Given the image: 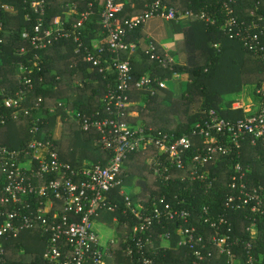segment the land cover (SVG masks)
Here are the masks:
<instances>
[{
	"label": "built area",
	"instance_id": "obj_1",
	"mask_svg": "<svg viewBox=\"0 0 264 264\" xmlns=\"http://www.w3.org/2000/svg\"><path fill=\"white\" fill-rule=\"evenodd\" d=\"M80 1L86 0L63 3L68 15L77 13L79 16L77 21L67 26L69 20L61 15L47 20L48 0H22L23 8L27 10L25 17L29 20L34 13L36 18L32 29L26 28L22 34L30 47L16 48L19 55H27L32 48L44 49L61 37L71 36L74 30L75 51L83 52L84 59L90 63L88 70L98 67L100 72L109 69L116 72V81L108 83L102 98L103 110L83 116L81 112L70 111L59 102V106L74 116L82 130L95 128L100 133L98 143L109 153V158L105 164L85 159L77 167L60 158L55 140L62 133V113L57 112L58 106L48 107L49 114H57V126L61 129L60 136H56L54 131L48 133L41 129L48 115L42 113L44 98L38 96L36 100H30V93L36 95L32 75L35 70L42 69L41 55L35 52L27 61H18V88L9 93L6 87L0 86L3 96L0 101V124L7 123L9 117H27L31 122L32 137L20 148L0 145V264H20L15 259V252H10V241L34 229L40 231L45 241L39 264H114L118 232L115 238L103 243L94 229V218L109 219L118 230L121 221L119 211L126 219L132 215L138 221L130 232L126 230L131 240L126 255L131 261L123 264H155L154 258L146 251L147 248L154 250L156 247L149 230L155 223L163 225L164 219L177 222L178 244L192 249L193 264H205L202 253L205 234L199 232L196 225L190 224L194 216L191 209L182 206L185 199L175 194L173 200H169L162 194L160 197L153 196L151 204L145 206L135 189L132 192L125 188L123 175L127 159L131 154L142 153L157 180L169 182L178 178L191 183L199 181L206 185V190H210L217 177L210 175L208 163H217L226 156L234 160L239 158L245 142L256 145L262 141L264 144V83L258 89L263 101L233 103L234 110L242 109L245 112L244 117L227 118L211 108L204 111L205 117L187 133L154 134L129 120L138 115L136 110L129 108L136 102L130 94L133 89L158 93L167 87L168 78L155 81L147 72L135 80L131 61L122 58L120 53L125 49L137 48V43L128 42L127 36L139 26L144 28L149 18L160 16L182 23L190 20L194 11L166 6L163 0H149L144 12L122 20L117 14L127 0H101L100 23L105 36L93 38L88 46L84 45L81 34L84 22L94 14V1H87L84 6ZM214 1L213 10L205 7L197 16L207 24L222 20L221 29L230 38L239 41L254 57L264 61V12H259L262 0L256 2L248 16L238 13L235 6L237 0ZM0 10L13 14L18 12V7L15 3L0 2ZM2 30L4 24L0 21V35ZM140 46L161 65L172 68L173 62L160 56L158 46L153 41ZM107 51L115 55L110 67L102 61V55ZM75 84L83 87L84 81L79 78ZM175 171L178 173L175 174ZM247 171L250 170H244L242 163L236 161L228 183L230 193L225 199L226 209L246 210L248 213L246 231L250 238L243 243L246 255L235 249L241 239L232 238L230 216L213 212L210 205H204L199 214L200 225L210 226L211 241L221 254L227 256L226 264H264V255L257 257L253 253L258 237L256 215L264 213V185L252 184L247 180ZM115 193L117 197L113 196ZM120 197L125 205L122 209L118 202ZM169 234L164 232L159 235L162 245H168ZM24 245L21 244L17 251L24 252ZM23 261L25 263L22 264H35L29 256Z\"/></svg>",
	"mask_w": 264,
	"mask_h": 264
},
{
	"label": "trees",
	"instance_id": "obj_2",
	"mask_svg": "<svg viewBox=\"0 0 264 264\" xmlns=\"http://www.w3.org/2000/svg\"><path fill=\"white\" fill-rule=\"evenodd\" d=\"M71 0H48L49 7L46 11L47 20H53L55 16L61 15L68 19L67 26L78 20L77 13H66L63 3ZM86 1H80L81 6ZM94 1V14L90 20L85 21L82 27L81 39L84 45H91V40L97 36L104 37L102 25L100 23L101 0ZM149 0H127L123 9L117 14L122 20L135 14L144 12L146 3ZM166 6H174L181 10L192 9L194 15L188 23L180 26L185 36L177 42L178 49L184 48L187 54L185 64L173 63L172 68L165 67L156 59H153L140 46V38L145 33L142 26L135 28L127 36L128 42L137 43V48L122 50L120 55L124 59H129L133 66L134 79H138L144 73L150 72L152 78L162 80L171 78L173 73L186 72L188 75L187 84L183 93L176 96L172 91L163 89L152 94L145 90L133 89L131 99L135 104L129 108L136 110L138 116L130 117L133 123L142 125L146 130H151L154 134L164 132H175L182 135L190 131L194 124L205 117L204 111L215 108L222 116L236 119L244 117L242 109H233L236 101L231 95H241V101L245 104L251 102H261L263 98L258 93V89L264 83V61L257 59L247 51L242 44L230 38L222 29L219 20L216 24H207L197 16L201 9L207 7L213 10L214 0H163ZM258 0H237L236 10L242 16H248L250 10ZM0 2L15 3L18 7L17 13H8L0 10V21H3L4 30L1 31L0 39V86L6 87L7 92H14L19 86L16 63L27 61L35 52L41 55V70H35L32 75L35 82L36 95L30 93V100H36L38 96L44 98L43 114H47L48 107L58 106L59 113H62L63 128L62 136L55 140L60 158L77 167L83 164L85 159L90 162H102L105 164L109 158V153L98 143L100 133L92 128L84 131L80 128L74 116L59 106L63 103L70 111L81 112L83 116H88L94 111L103 110L101 107L102 98L107 91L108 83H114L117 74L113 69L100 72L98 67L90 71V63L84 59L83 52H76L77 43L72 35L61 37L52 45L44 49H31L27 55H19L16 47L28 46L29 42L23 38V31L32 29L36 15L31 14V19L25 17L27 10L23 8L22 0H0ZM259 12H264V0ZM175 22V21H174ZM176 24H181L177 23ZM97 34V35H96ZM105 44V43H104ZM215 44H218L217 46ZM106 45V44H105ZM83 49V48H82ZM160 49V48H159ZM161 57L165 54L159 50ZM115 55L109 51L102 55L103 64L110 67ZM42 76V80L40 77ZM84 81L83 87L75 84L77 79ZM147 95L145 100L144 97ZM231 96L229 99L228 97ZM3 96L0 94V101ZM36 98V99H35ZM143 98V99H142ZM167 100V101H166ZM201 104L199 109L193 110L194 105ZM73 114V113H72ZM57 114H49L45 117L47 122L41 125V129L48 133L53 132L57 126ZM30 119L9 117L7 123L0 124V145H7L10 148H20L31 139ZM47 136V134H46ZM139 154V155H138ZM131 156V157H130ZM130 160L125 167L124 184L128 191L137 190V195L145 204L149 206L152 197L166 195L169 200H173L175 194L185 199L183 207L189 208L193 212L191 225H196L199 232L205 234L202 244V253L205 264H226L227 256L219 252L218 247L211 241V228L208 225L201 226L199 214L204 205H210L213 212H222L230 216L233 224L232 238H239L241 241L235 249L242 255H246L243 248L244 240H249L246 231L249 220L245 210H230L225 208V199L230 193L228 183L230 174L234 170L236 161H240L247 171V180L252 184L264 185V144L259 141L256 145L245 142L241 148L239 158L232 159L226 156L217 163H208L212 177H217L213 187L206 190V185L189 180L181 181L178 178L169 182L157 180L153 176V171L149 168L140 169L136 162H142L146 157L142 153L131 154ZM141 171H138V170ZM149 170V171H144ZM130 171V172H129ZM175 174L178 171L174 172ZM120 197L119 206L125 207ZM120 210V209H119ZM121 221L118 225V243L115 245L116 254L114 264L130 262L126 255L127 245L131 241L128 232L138 221L130 215L128 219L118 212ZM258 218V237L254 244V255L259 257L264 255V213L256 215ZM127 223L125 226L124 224ZM174 220H163V225L155 223L149 232L154 236L155 249L147 248V253L154 258L155 264H193L194 256L192 249L187 245H179L180 236L175 230ZM169 232L170 241L168 245H162L161 233ZM27 237L30 239L28 240ZM32 241L30 245H27ZM44 237L39 230H29L24 232L19 238L10 241V252H15V259L20 264L29 256L35 264L42 261L44 251ZM133 242V241H132ZM25 244L24 252L17 249ZM201 244V245H202ZM201 248V246H199Z\"/></svg>",
	"mask_w": 264,
	"mask_h": 264
},
{
	"label": "crops",
	"instance_id": "obj_3",
	"mask_svg": "<svg viewBox=\"0 0 264 264\" xmlns=\"http://www.w3.org/2000/svg\"><path fill=\"white\" fill-rule=\"evenodd\" d=\"M188 22L189 20L186 19L181 24H176L173 20L164 17H151L144 24L143 30L145 35L140 38V45H145L148 41H153L157 44L158 49L160 48L165 54L166 59L173 63L185 64L187 60L186 51L184 48L178 49L177 42L185 36L184 31L180 30L179 27ZM170 79L174 80L172 92L176 96H180L184 90L185 79L188 81L187 73H174L168 80ZM160 93L164 94L165 92L161 90Z\"/></svg>",
	"mask_w": 264,
	"mask_h": 264
},
{
	"label": "rangeland",
	"instance_id": "obj_4",
	"mask_svg": "<svg viewBox=\"0 0 264 264\" xmlns=\"http://www.w3.org/2000/svg\"><path fill=\"white\" fill-rule=\"evenodd\" d=\"M166 84H167V87H168V88L167 87L166 88L169 89L170 91H172L173 86H174V80L173 79L167 80ZM185 84H187V79H185ZM163 89H165V88H163ZM231 96H232V98H234V100H236L235 102H241L242 103V101H239V100H241L240 99L241 95L235 94V95H231ZM231 96H229L228 99ZM146 97H147V95L144 97V99L142 98L143 101L145 100ZM200 106H201V104H197V106L194 105L193 110L196 111L197 109H199ZM58 121H59V118H57V122ZM59 124H60V122H59ZM54 133H55L56 136H60L61 129H60L59 126H56V132L54 130ZM62 133H61V136H62ZM61 136H60V138H61ZM130 157L127 159L128 161L130 160ZM136 163H137L138 166H140V169H143V168H146V167H147V169L149 168V165L147 164L145 158L143 160V163L142 162L141 163L140 162H136ZM140 169L138 171H141ZM144 171H149V170H144ZM126 189L129 190V188H126ZM137 190H139V187H137ZM137 190L135 189L136 193H137ZM113 196L117 197L118 195L115 193ZM94 229L101 236V239H102L103 243H108L110 239L115 238L117 236V227H116V225L111 223L109 219L103 220V219H100V218H94ZM30 243H32V241H29V243H27V245H30Z\"/></svg>",
	"mask_w": 264,
	"mask_h": 264
}]
</instances>
